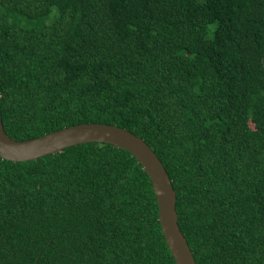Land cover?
I'll list each match as a JSON object with an SVG mask.
<instances>
[{"label": "trees", "instance_id": "1", "mask_svg": "<svg viewBox=\"0 0 264 264\" xmlns=\"http://www.w3.org/2000/svg\"><path fill=\"white\" fill-rule=\"evenodd\" d=\"M0 108L30 140L142 138L197 264H264V0H0ZM0 264H176L147 173L106 143L0 157Z\"/></svg>", "mask_w": 264, "mask_h": 264}, {"label": "water", "instance_id": "2", "mask_svg": "<svg viewBox=\"0 0 264 264\" xmlns=\"http://www.w3.org/2000/svg\"><path fill=\"white\" fill-rule=\"evenodd\" d=\"M88 143H106L133 155L151 180L158 203L162 233L176 264H197L187 238L181 231L176 210L177 191L155 151L139 136L115 125L83 123L43 136L18 141L3 125L0 108V157L27 162L56 154L63 149Z\"/></svg>", "mask_w": 264, "mask_h": 264}]
</instances>
